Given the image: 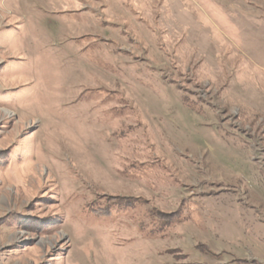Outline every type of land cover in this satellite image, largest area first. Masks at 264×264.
I'll return each mask as SVG.
<instances>
[{"label": "rangeland", "instance_id": "374dc122", "mask_svg": "<svg viewBox=\"0 0 264 264\" xmlns=\"http://www.w3.org/2000/svg\"><path fill=\"white\" fill-rule=\"evenodd\" d=\"M0 264H264V0H0Z\"/></svg>", "mask_w": 264, "mask_h": 264}, {"label": "bare ground", "instance_id": "6f19581e", "mask_svg": "<svg viewBox=\"0 0 264 264\" xmlns=\"http://www.w3.org/2000/svg\"><path fill=\"white\" fill-rule=\"evenodd\" d=\"M7 113V112H6Z\"/></svg>", "mask_w": 264, "mask_h": 264}]
</instances>
